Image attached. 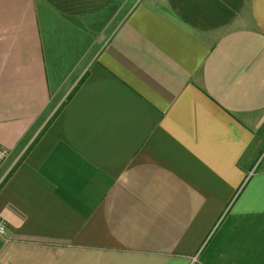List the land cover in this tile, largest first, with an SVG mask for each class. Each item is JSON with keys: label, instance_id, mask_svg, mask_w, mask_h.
<instances>
[{"label": "crops", "instance_id": "obj_1", "mask_svg": "<svg viewBox=\"0 0 264 264\" xmlns=\"http://www.w3.org/2000/svg\"><path fill=\"white\" fill-rule=\"evenodd\" d=\"M0 148V264H264V0H0Z\"/></svg>", "mask_w": 264, "mask_h": 264}, {"label": "built area", "instance_id": "obj_2", "mask_svg": "<svg viewBox=\"0 0 264 264\" xmlns=\"http://www.w3.org/2000/svg\"><path fill=\"white\" fill-rule=\"evenodd\" d=\"M7 154V150L4 148H0V158H3ZM7 233V222L4 218L0 217V238L6 239Z\"/></svg>", "mask_w": 264, "mask_h": 264}, {"label": "rangeland", "instance_id": "obj_3", "mask_svg": "<svg viewBox=\"0 0 264 264\" xmlns=\"http://www.w3.org/2000/svg\"><path fill=\"white\" fill-rule=\"evenodd\" d=\"M260 160V159H259Z\"/></svg>", "mask_w": 264, "mask_h": 264}]
</instances>
